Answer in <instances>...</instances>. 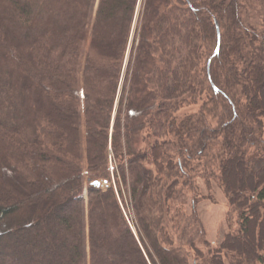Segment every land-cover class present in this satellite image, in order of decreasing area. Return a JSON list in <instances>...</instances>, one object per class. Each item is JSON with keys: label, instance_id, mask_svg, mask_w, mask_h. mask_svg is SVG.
Returning <instances> with one entry per match:
<instances>
[{"label": "trees", "instance_id": "16d2710c", "mask_svg": "<svg viewBox=\"0 0 264 264\" xmlns=\"http://www.w3.org/2000/svg\"><path fill=\"white\" fill-rule=\"evenodd\" d=\"M246 1L0 0V264H264V16ZM202 161L238 213L214 249L203 196L183 209Z\"/></svg>", "mask_w": 264, "mask_h": 264}, {"label": "rangeland", "instance_id": "374dc122", "mask_svg": "<svg viewBox=\"0 0 264 264\" xmlns=\"http://www.w3.org/2000/svg\"><path fill=\"white\" fill-rule=\"evenodd\" d=\"M246 4L252 10V13H248L247 15L251 17L252 19V20L250 19L251 22L256 27H258V25H260V20H262L263 18L262 16H264V9H261L260 7L257 8L259 6L258 1L254 2L247 0ZM246 19L249 21L248 17ZM257 29L260 31L259 28ZM109 33L111 34V31ZM104 41L109 43L110 42L109 37H106ZM128 57H129V49L127 50L125 56L123 74L125 72ZM121 86L122 84L120 85L119 93L121 90ZM197 112H198V108L195 107L186 108L183 109V111L177 117L179 119L180 118L182 119L184 115L187 116L194 115ZM109 161H110L109 162L110 170L111 172H113V165L111 158L109 159ZM217 164L218 163L216 162L213 164L212 171L215 173L213 176H210V172L205 171L203 161L201 165L198 164L194 165V167H197V169H195L194 172L191 173L187 170L185 171L186 175H188L191 178V181L189 183V188L185 189L186 192H185L184 201L186 202L187 205L183 209H185L186 213L191 214V209L189 206L190 200L192 199V197H195L197 195L201 197L203 196V198L200 199L198 205H196V211H197V215L200 218V221L202 222L205 239L210 243L209 247L211 249L218 247L227 233L235 232L238 229V213L229 205L228 200L225 197V194L218 179L219 171ZM252 170L253 171L255 170L254 167ZM103 186H107V185L103 183ZM46 243H48V245H51L49 244V241H46ZM203 250H205L204 247Z\"/></svg>", "mask_w": 264, "mask_h": 264}, {"label": "water", "instance_id": "95a60500", "mask_svg": "<svg viewBox=\"0 0 264 264\" xmlns=\"http://www.w3.org/2000/svg\"><path fill=\"white\" fill-rule=\"evenodd\" d=\"M217 33H218V37H219V39H220V32H219V28L217 27ZM96 185H99V183L97 182V183H95Z\"/></svg>", "mask_w": 264, "mask_h": 264}, {"label": "bare ground", "instance_id": "6f19581e", "mask_svg": "<svg viewBox=\"0 0 264 264\" xmlns=\"http://www.w3.org/2000/svg\"><path fill=\"white\" fill-rule=\"evenodd\" d=\"M84 196H87V191L85 190V192H84Z\"/></svg>", "mask_w": 264, "mask_h": 264}]
</instances>
